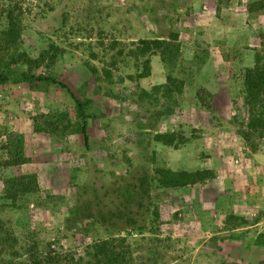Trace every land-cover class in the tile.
<instances>
[{
  "label": "rangeland",
  "instance_id": "obj_1",
  "mask_svg": "<svg viewBox=\"0 0 264 264\" xmlns=\"http://www.w3.org/2000/svg\"><path fill=\"white\" fill-rule=\"evenodd\" d=\"M258 1L247 3L253 11L245 19L253 20L251 23L243 24L242 15L234 16L240 18L235 23L239 26L237 38L230 37L233 31L229 29L222 40H216L215 29L208 32L201 27L206 15L210 22L219 15L206 14L209 10L201 5L197 14L192 9L185 12L179 7L180 0H0V32L6 27L3 11L20 8V49L30 58H38L51 46L58 49L53 64H42L31 73L52 76L80 101L92 102L86 109L91 118L85 148L82 136L71 133L79 120L65 89L44 82L0 85V206L10 205L4 193L6 179L34 174L41 187L19 195L11 210L0 212L3 230L11 231L25 248L38 245L57 253L69 250L75 257L82 254L79 245L69 247L60 239L62 221L74 212L89 165L105 173L125 174L122 148L140 146L145 120L130 100L135 85L127 77L136 73L133 61L115 54L122 48L126 52L131 42L167 33L163 29L168 28L179 35L171 73L182 83L177 99L183 107L169 109L166 119L205 121L203 128L181 122L184 139H204L201 146L205 150L194 159L191 150L174 154L171 147L161 149L156 151V165L171 169L177 162L199 163L201 159L208 166L201 170L213 176L172 190L170 198L159 196L158 231L141 241L149 248L131 251L133 260L136 264H264V158L252 156L264 152V137L253 133L245 140L243 136L247 133L244 71L253 67L257 56L264 63V24H257L261 11L254 5ZM205 32L209 42L201 38ZM112 59L116 68L108 66ZM86 64L100 73L109 68L112 87L126 97L124 103L102 94L101 84ZM21 71H26L24 65L14 67L12 78ZM225 71H231L233 79L222 76L215 80V73ZM210 81H221L232 91L210 93ZM164 82L165 71L154 56L150 76L139 84L150 89ZM186 89L188 93H184ZM189 127L194 131L191 134L186 132ZM19 137L21 154L15 156ZM7 219L9 225L3 224Z\"/></svg>",
  "mask_w": 264,
  "mask_h": 264
},
{
  "label": "trees",
  "instance_id": "obj_2",
  "mask_svg": "<svg viewBox=\"0 0 264 264\" xmlns=\"http://www.w3.org/2000/svg\"><path fill=\"white\" fill-rule=\"evenodd\" d=\"M200 1L202 0H180L179 7L186 12ZM256 4V10L264 9V0H259L254 5ZM252 9L249 6L248 11ZM3 14L6 27L0 32V85L9 82H44L65 89L74 102L79 120L78 127L71 133L80 134L83 146L88 148L87 120L91 115L86 114V109L92 102L80 101L64 83L52 76L32 74V69H37L42 64H53L58 49L51 46L49 50L42 51L38 58H30L20 49V8L7 7ZM163 30L167 33L131 42L126 52L122 48L115 54L116 57L130 58L133 61L136 73L127 77L135 85L130 100L143 112L145 120L140 146L131 149L132 151L122 148L123 160L127 165L125 174L105 173L96 165H89L87 182L80 188L74 212L62 221L60 239L66 241L69 247L79 245L82 254L75 257L76 254L69 250L57 253L38 245L25 248L11 231L3 230L5 226L0 223V264H136L131 251L139 252L149 248V245L141 244V241L145 240V236L155 235L158 231L160 209L156 201L159 196L166 195V198H170L172 190L194 186L212 178V173L207 170L173 171L156 165L154 143L177 150L192 138L184 139V125L181 124L178 131L159 132L168 110L179 108L177 96L182 94V83H178L171 73L173 61L179 52V35L168 28ZM154 56L159 58L163 66L165 82L145 89L139 82L150 76L151 59ZM116 64L115 59H112L108 66L116 68ZM19 65H24L26 71H21L12 78L14 67ZM86 67L95 81L101 84L98 89L104 96L124 103L126 97L119 96L112 87L113 75L109 68H103L100 73L94 65L86 64ZM177 83L179 87L175 86ZM243 105L247 120L244 139L248 140L253 133L264 137V63L258 56L255 57L253 67L244 71ZM186 132L191 134L194 131L189 127ZM20 144L19 137L15 156L21 154ZM3 186L5 199L10 201V205L0 206V212L11 210L19 195L41 189L34 174L6 179ZM4 223L9 225L10 221L7 219ZM128 238L132 241L128 242ZM55 243L59 244L60 241Z\"/></svg>",
  "mask_w": 264,
  "mask_h": 264
},
{
  "label": "crops",
  "instance_id": "obj_3",
  "mask_svg": "<svg viewBox=\"0 0 264 264\" xmlns=\"http://www.w3.org/2000/svg\"><path fill=\"white\" fill-rule=\"evenodd\" d=\"M253 1V0H221V3L218 1H214V0H202L200 2H198L197 4H195L192 7V11H194V13H196V9L198 8L199 5L202 6L203 10H209V12H207L206 14L209 13H217L219 16H215V21H208L209 20V15H206L203 21V25H202V29L205 31H210L215 29V34H216V40L218 39H223L225 36V31L231 29L233 32L230 34L231 38H237L238 35L236 33V31L239 30V26H236L235 23H238V19L242 18L244 19L243 24H247L251 23L253 20H246L245 18H248V16L251 14V12L253 10H251L250 12L248 11V2ZM229 11V12H228ZM261 11L259 13V17L260 20H257V24H264V9L259 10ZM221 12V13H220ZM197 14V13H196ZM226 14L230 15L231 17H228ZM242 15L240 18L238 17H234L235 15ZM224 15H226V17H224ZM191 16H194V14H192ZM245 16V17H244ZM188 17V16H187ZM232 21L231 24H226L227 22ZM226 22V23H225ZM188 24V23H187ZM205 32L202 35V39L208 41L209 38V33ZM207 37V38H206ZM232 43H235V41H231ZM250 67V66H249ZM211 73V72H210ZM232 72H220V73H215L216 74V78L215 80H218L219 78H221L222 76H225L226 78H232L233 79V75L231 74ZM217 74H220V77L217 76ZM208 77V75H207ZM163 84V83H161ZM144 88V87H143ZM208 91L210 93L213 94H221V93H226V92H230L232 91V87L229 85H223L221 81H210L209 85L207 87ZM184 93H188V89L185 90ZM183 102L181 100V102H179V108L183 107ZM168 115V114H167ZM181 122H185L186 124H190L192 126V128H198V127H205V121H172L171 119H169V117L166 116L165 118L162 120V123L159 127V132H174L178 130V126L179 124H181ZM205 140L204 139H195L189 143L184 144V146L181 149H177V150H173L174 154H179L180 152H184L182 150L185 151H189L191 150V157L196 159L199 157L200 155V150H205L204 148H202V144ZM218 141V138H217ZM201 143V144H200ZM222 146V145H220ZM153 147L155 149V151H159L161 149H167L168 147L163 146L160 143H154ZM199 147V149H198ZM169 149V148H168ZM221 150V149H220ZM222 152V150L220 151V153ZM188 153V152H187ZM187 153L185 154V157H187ZM158 154V153H157ZM253 157H255L256 159L258 158H264V152H258L255 154H252ZM201 157V156H200ZM223 157V155H222ZM189 162L187 161H182V162H177L173 167L171 168V170L173 171H177L179 169L181 170H186V171H195V170H200V169H204L207 168V164L204 162L202 163V160L200 159V162H196V161H192L188 164ZM187 166V167H186ZM188 166H194L192 168H188Z\"/></svg>",
  "mask_w": 264,
  "mask_h": 264
}]
</instances>
